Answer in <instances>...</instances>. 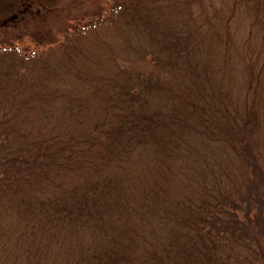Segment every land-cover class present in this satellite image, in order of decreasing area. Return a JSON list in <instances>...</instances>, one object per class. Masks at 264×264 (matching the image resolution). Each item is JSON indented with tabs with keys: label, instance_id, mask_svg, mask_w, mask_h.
I'll use <instances>...</instances> for the list:
<instances>
[{
	"label": "trees",
	"instance_id": "16d2710c",
	"mask_svg": "<svg viewBox=\"0 0 264 264\" xmlns=\"http://www.w3.org/2000/svg\"><path fill=\"white\" fill-rule=\"evenodd\" d=\"M94 16L0 45V264H264V0Z\"/></svg>",
	"mask_w": 264,
	"mask_h": 264
},
{
	"label": "rangeland",
	"instance_id": "374dc122",
	"mask_svg": "<svg viewBox=\"0 0 264 264\" xmlns=\"http://www.w3.org/2000/svg\"><path fill=\"white\" fill-rule=\"evenodd\" d=\"M113 1L0 0V45L4 44V41H13L28 53L43 50V54H47L53 49L57 51L56 40L58 43L61 40L64 42L66 40L64 33L72 32L70 29L72 17H82L86 21L89 17L92 18L94 13L95 19L104 16L112 8ZM14 15H17L16 18H12ZM52 40L54 42L50 48L49 42ZM81 48V50L87 48L86 41ZM72 49L74 50L70 47V50ZM2 238L3 236H0V240ZM3 240L0 241V251H3ZM0 256L4 263L6 259L4 252H0ZM9 260L11 261V258Z\"/></svg>",
	"mask_w": 264,
	"mask_h": 264
}]
</instances>
